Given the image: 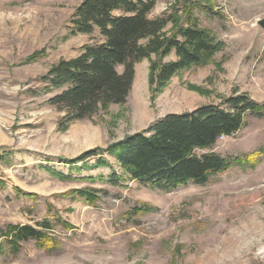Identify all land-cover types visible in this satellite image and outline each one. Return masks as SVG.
<instances>
[{"label": "rangeland", "instance_id": "374dc122", "mask_svg": "<svg viewBox=\"0 0 264 264\" xmlns=\"http://www.w3.org/2000/svg\"><path fill=\"white\" fill-rule=\"evenodd\" d=\"M82 1L0 0V264H264V115L249 113L237 133L198 150L241 161L204 185L141 184L108 152L112 168L91 157L70 163L171 113L238 94L263 106L264 0H156L150 17L176 20L165 27L168 36L190 16L223 49L161 90L151 83L152 54L136 64L124 103L69 122L50 102L60 89L47 91L42 77L100 41L98 31H73ZM175 59L172 52L162 62ZM115 173L124 177L118 184L110 181ZM44 220L53 240L19 241L14 252L8 226Z\"/></svg>", "mask_w": 264, "mask_h": 264}, {"label": "trees", "instance_id": "16d2710c", "mask_svg": "<svg viewBox=\"0 0 264 264\" xmlns=\"http://www.w3.org/2000/svg\"><path fill=\"white\" fill-rule=\"evenodd\" d=\"M155 5L156 0H83L79 4L73 16V31H98L100 41L83 45L76 57L61 59L42 77L47 91L60 89L50 102L67 111L69 122L89 118L111 104L124 103L133 86L136 64L152 54L158 58L152 60L151 83L155 90H161L177 72L203 66L223 49L224 42L190 16L168 36L164 29L176 20L171 15L151 18ZM172 52L176 59L162 62V57ZM263 110L264 105L247 94L229 96L220 104L168 114L146 130L105 149L85 151L70 163L91 157L96 165L112 168L103 156L108 152L124 176L141 184L169 190L190 183L204 185L241 161L198 150L212 149L220 138L244 127L249 113L264 115ZM123 178L115 173L110 181L118 184ZM52 229L51 221L44 220L37 226L9 225L4 234L13 251L19 252L15 247L19 241L53 240L49 234Z\"/></svg>", "mask_w": 264, "mask_h": 264}, {"label": "water", "instance_id": "95a60500", "mask_svg": "<svg viewBox=\"0 0 264 264\" xmlns=\"http://www.w3.org/2000/svg\"><path fill=\"white\" fill-rule=\"evenodd\" d=\"M258 24L264 29V18L259 19Z\"/></svg>", "mask_w": 264, "mask_h": 264}, {"label": "bare ground", "instance_id": "6f19581e", "mask_svg": "<svg viewBox=\"0 0 264 264\" xmlns=\"http://www.w3.org/2000/svg\"><path fill=\"white\" fill-rule=\"evenodd\" d=\"M142 104V103H141ZM142 112V111H141Z\"/></svg>", "mask_w": 264, "mask_h": 264}]
</instances>
